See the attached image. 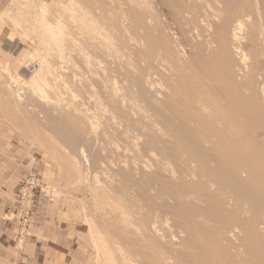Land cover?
I'll use <instances>...</instances> for the list:
<instances>
[{"label":"bare ground","instance_id":"bare-ground-1","mask_svg":"<svg viewBox=\"0 0 264 264\" xmlns=\"http://www.w3.org/2000/svg\"><path fill=\"white\" fill-rule=\"evenodd\" d=\"M165 1L182 7L177 18L183 24L184 48L152 29L136 0L128 2L127 25L123 14L107 8L100 12L91 2L102 15L96 17L91 6L77 0L67 2L55 23L49 21L44 4L38 5L40 16L34 24L22 18L29 28L14 17L22 36L36 40L31 56L39 70L25 86L9 67L3 70L5 85L15 95L8 104L20 106L26 89L41 108L52 109L42 113L51 125L43 136L60 138L77 149V138L91 131L81 129L87 111L79 104H64L59 90L54 98L50 92L65 86L87 91L102 74L97 83L106 92L102 100L110 110L107 123L116 132L111 147L107 144L116 156L110 163L107 157V185L94 184L93 178L88 185L80 147L81 162L59 157L70 183L89 188L98 210H103L100 226L105 234L93 221L88 224L94 264H136L138 258V264H264V0ZM8 16L7 11L0 14V22ZM50 54L61 65L56 73L48 62ZM71 57L82 61L88 78L68 76L72 69L66 75L63 65L71 67ZM107 57L113 69L101 66ZM157 86L165 89L163 99ZM69 126L72 130H65ZM52 151L51 158L57 160L56 148ZM101 152L92 166L102 168ZM117 234L132 239L131 246L117 243Z\"/></svg>","mask_w":264,"mask_h":264},{"label":"rangeland","instance_id":"rangeland-1","mask_svg":"<svg viewBox=\"0 0 264 264\" xmlns=\"http://www.w3.org/2000/svg\"><path fill=\"white\" fill-rule=\"evenodd\" d=\"M68 1L69 0H1L2 6L0 7V14L7 11L9 16L7 17L6 20H4V21L1 20V22H0V126H1L2 131L4 133H6L8 135L15 136L16 138L19 139V141H18L19 143H21V141H22V143L28 148L29 159L31 162L30 173L27 177H25L24 180H22L18 184V187L15 190V194H14L13 207L4 214L3 218L12 224L13 230H14L13 239H12L13 244H14V248H15L14 250L20 251L24 248L26 241L33 235L34 231L39 230V229H44L50 225L49 215H51L50 214L51 212H56L57 213V241L61 239L68 244V247H69L70 252H71V263L72 264H94L95 262H93V261L96 260V251L93 249L92 244L89 241L90 237H89V229H88L89 226H88V224H90L91 221H93L95 226L99 227L98 228L99 231H101L103 233L106 232V230L103 229L104 226L103 227L100 226V224L104 225L103 224L104 223V221H103L104 216H100L103 213V210L102 209L98 210L97 207H99V205H97V203L93 201V198L91 197V191L89 188L85 189V191H84V188L80 189V187H78V189H77V186L73 185L72 181L70 183V180H71L70 176L71 175H70V173H68V171L64 170L65 167L63 165H61L62 163H61L60 159L61 160L63 159L64 161H66L69 157L72 156V157L77 158L78 161L81 162L77 153H78V150L80 148L83 149L85 156H84V158H81L82 162L80 164H81L82 172L86 171L84 174L86 175L87 181L89 182V183L87 182L88 185H90L92 183L91 181L93 179H94L93 180L94 184L99 183L100 185H103V186L107 185V182H106L107 177H105V176H108L106 174L107 172L105 169L106 163L109 164L112 161H116V160H113L114 158L116 159V156L114 154H112V151L110 149L108 150V148H109L108 146L110 145V147H111L110 141H114L116 138V137L113 138L112 134H113V132L116 134V132L112 131L114 128H113L111 122L109 124L112 126V129H110L111 127L107 123V122H109L107 120L110 117V115L107 116L109 114V112H106V109H107V107H106L107 105L105 103L106 101L104 102V100H102V99H105L104 94L106 92L104 93V91H103L104 88L101 86L100 83H97L99 78L101 80L102 74L100 73V75L97 77V82L94 81V83H93L94 85L92 84L93 90L90 88L87 91L86 90L83 91L82 89H84V88L81 87V89H80V86L72 88L73 90L71 88H69V86H65L62 88L63 89L62 90L61 88L56 86L57 87V88H55L56 90L53 88L50 92V97H51V93H52L53 94L52 98H54L56 93H57L56 95L58 97L57 91L59 90L60 96L58 97V99L61 97L60 99H62L63 101L65 100L67 104L69 103L68 105L70 107H71V104H73L72 106H74V105L76 106L77 104H79L77 106H79L82 109L84 108L83 110L85 112L87 111L85 113V115H83L86 118L82 117L80 119L81 125H82V128H81V125H80V128L82 129L83 132H88L89 130H91V131L88 132L89 135L83 136V138L78 137L77 138V140H78L77 149H73V148L69 147L67 145V143L60 138L56 139V137L54 136V138L56 140H53V138H51L50 136L47 138L43 136L44 128L46 131H48L51 129V125L49 124V122L45 118H44L45 120L43 119V117L45 115H43L42 113L43 112H49L50 113L52 111V109L50 108V106H49L50 109L47 108V106L45 109L41 108L40 104L36 101L35 98H32L28 94V91H26V89H25V91L23 89L21 92V93H23L22 94L23 98L21 99L22 101L20 102V106L22 108H20L19 104H17L18 105L17 107L15 105L13 106L12 104L11 105L8 104V102H12L11 100L14 98L15 95L12 94L13 93L12 90L10 91L9 89H7L5 82H8V80L6 79V77H4L5 75L3 73V70L6 69L7 67H9L10 72L16 77L17 81L22 86H25L24 81L30 79L39 70L38 60H36L33 56H31V54H33L35 51L34 49L35 48L37 49V47H36L37 45H33V44H36L35 43L36 40H35L34 36L31 37V39H34L32 41L29 38H24L22 36L23 31H21V29L19 27H15L13 25L12 19L14 17H17V19L20 17L18 19L21 22L20 26L22 28L23 27L29 28L30 25L34 24V22L36 20L35 18L38 15L40 16V11H39L40 6H42L41 4H44L45 7L47 8L46 14H47L49 21H52L53 23H55L54 20L57 19L58 13L63 9V7L66 6ZM77 1L84 2L85 5L91 6L93 8V10H91V11H94V8L95 7L97 8L99 6V9L101 8L102 10H106V8H107V10H106L107 12H108V10L109 11L111 10V11L119 13L120 15L123 14L124 19H125V24L127 25L128 23H130L129 19L131 20V17H128V14H129L128 13V8H129L128 2L130 0H118V1L117 0H111V2H110V0H97V2H96V0H91V1L90 0H77ZM87 1H89V2H87ZM100 1L103 2V4L100 3L98 5L97 3H99ZM185 1L187 3L190 2V0H184V2ZM91 2H93L96 5H94L93 3L91 4ZM136 2L139 4V6L142 7V12H143L144 16L146 15L145 20L147 21V23H149L148 25L152 29L158 28L159 29L158 31H160V33L162 35H165L171 41L176 40L177 46L180 45V48H184V45H183L184 37L182 34V30H181L183 24L177 18V14L179 12L182 13V9H181L182 7H180V5L176 4V7H175L174 3H172V5H171L172 7H171L170 5L169 6L167 5L168 1H165V0H136ZM84 3H82V4H84ZM87 3H89V4H87ZM38 5H40V6L38 7ZM58 5L62 8L58 7ZM93 5L95 7H93ZM22 7L25 9L23 10ZM91 7H89V8L91 9ZM17 8L19 10L20 9L21 10L19 11ZM14 9H16V10L14 11ZM90 9H89V11H90ZM101 9H100V12L102 11ZM17 10H18V12H17ZM11 11H13L14 13H11ZM22 11H24V12H22ZM19 12L24 13V14H22L23 15L22 17H21V13L18 14ZM92 13H96L95 16L100 14L98 11L96 12V9ZM124 13H127V14H124ZM24 15L29 17V19L26 18V21L30 20L29 21L30 25H29V22H26V24H25V21H23V20H25L23 18ZM101 16L102 15L100 14V17ZM197 16L200 17L201 15L199 14ZM96 17H99V16H96ZM105 17H106V15L104 16V18ZM22 18H23V20H22ZM22 22H23L24 26L21 25ZM25 25H28L29 27H27ZM153 32H154V34H156V32L154 30H153ZM34 46H35V48H34ZM184 52H185V49H184ZM95 54H93V56L97 57V55H95ZM47 58H48V62L54 68V71L56 73L57 67L61 66L58 63L57 57L54 54H50L47 56ZM104 58L101 59L102 62H104L103 64L101 63V66L103 67V65L106 64V66L104 65V67H108L109 69H111V67L113 66L112 67V69H113L115 66L113 64L109 63V60H108L109 58L108 57L106 59H104ZM106 60H108V61H106ZM69 61L73 62V64ZM68 62H69L68 63L69 66H71V67L67 68V65H65V64L63 65V66H65L64 71L68 70L66 72V75H68L67 73H69L73 70L71 72L72 75H71V73H69L68 76L72 77L73 75L78 76V75L85 74L84 78L89 77L86 74V71L84 70V67L81 64L82 61L80 62V60H77L76 58L71 57V59L68 60ZM74 63H75V65H74ZM30 64H32L34 66V70H32V68L30 67ZM57 64H58V66H57ZM72 66H75V68ZM77 68L79 69L78 71H77ZM105 69H107V68H105ZM115 69H117V68H115ZM74 70H76V71H74ZM109 71H110L111 75H114L112 73L113 70L112 71L109 70ZM113 78H115V77H113ZM114 80L116 81V78ZM155 82H156V84L159 83L158 81H155ZM162 85H164V83L160 84V86H162ZM160 86H157L156 90L157 91H159V89L161 90V94H162L161 99H163L166 92H163L162 90H165V89H164V87L161 88ZM6 89H7V91H6ZM69 89H70V91H69ZM101 89L103 92L101 91ZM89 90H91L93 92H91V91L89 92ZM71 92L78 98H76ZM87 92L90 94L88 95ZM94 92H96V93H94ZM85 93H87V97H86ZM81 94L83 95L84 98L83 97L79 98L80 96H82ZM11 95L13 96V98ZM69 95H72L73 98ZM88 96L92 97V99L89 98ZM7 97H9V100L7 99ZM95 97L96 98L99 97V98L96 99ZM69 98H72V99H69ZM97 100H98V102H96ZM65 101H64V104H65ZM99 101H101V102H99ZM70 102H71V104H70ZM100 103H102L103 105ZM93 104H95V105L93 106ZM81 105H83V106H81ZM102 106H104L105 108ZM13 107L14 108L16 107L15 108L16 110ZM24 108H26V109H24ZM100 108H102V109L100 110ZM34 110H35V112H34ZM107 110H109V108ZM19 111H21V113ZM93 111H95V112H93ZM54 114L51 117L53 119H56L57 115H56V113H54ZM99 114H101V115H99ZM38 116H40V117H38ZM104 116H106V117L104 118ZM90 117H91V119L93 118V120H90ZM83 120H84V122H83ZM87 120H90L89 121L90 125H89ZM104 122H105V124H104ZM95 124H96V126H94ZM97 124H98V126H97ZM103 126L104 127L108 126V127L107 128L105 127V129H104ZM65 130H72V129L69 126V128L66 127ZM100 131L102 134L100 133ZM110 131H112V132H110ZM105 132H106V134H105ZM109 133L111 134V136ZM108 136H110V138ZM47 139L50 142L51 141L55 142V145H57V147L54 146L53 142L49 143ZM108 143H109V145L107 146ZM52 144L54 147L52 146V148H50ZM58 146H60L59 148H61V147L62 148L58 149ZM99 147H100V149H99ZM102 147H103V149H102ZM53 148L54 149L56 148L57 156L59 155L57 157L58 158L57 160H55V158L52 159L54 156L53 151H52ZM104 148H105V150L107 148V150L109 152L105 151ZM101 149L104 151H102ZM60 150H62V151L60 152ZM58 151H59V153H58ZM100 152L103 155L102 156V160H103L102 168L98 167V165H96L97 167L92 166V164H91V163H93L94 160H97L98 158H100V157H98V156H100ZM61 153H63V154H61ZM107 153H109V154L106 155ZM60 156H63L65 159L63 157H61L59 159ZM107 157L110 161L107 160ZM105 159L107 162L105 161ZM58 160L60 162H58ZM89 160H91V161H89ZM108 161H109V163H108ZM92 174L94 176H92ZM93 183L90 186H92ZM104 184H106V185H104ZM23 190L31 192V195L26 194L25 197L24 196L22 197L21 193L23 192ZM28 199H29V202H32L31 203L32 207H31V211H30V217H29L28 224H27L26 228L24 230H22L21 227L18 226V224H17V213H18V207H19L17 202H23V200L27 201ZM99 211L101 213H99ZM101 217H103V219ZM164 219H167V217H164ZM101 222H103V223H101ZM168 223L171 225V221L168 220ZM167 228H168V226H167ZM170 230L174 231L173 228H170ZM116 236L117 237H116L115 241L117 243L125 245V247L127 245H129V247L131 246V243L133 242L132 239L127 238V240H124L119 234H117ZM174 239H175V242L179 241L177 238H174ZM88 242H90V243H88ZM93 257H94V259H93ZM133 258L137 259V257H133ZM139 260H140L139 258L137 260H135L136 264H138Z\"/></svg>","mask_w":264,"mask_h":264},{"label":"crops","instance_id":"crops-1","mask_svg":"<svg viewBox=\"0 0 264 264\" xmlns=\"http://www.w3.org/2000/svg\"><path fill=\"white\" fill-rule=\"evenodd\" d=\"M18 141L0 126V264H72L68 244L57 241L56 212L50 213L48 227L34 231L22 250H14L13 226L3 217L13 207L15 190L31 167L28 148Z\"/></svg>","mask_w":264,"mask_h":264},{"label":"built area","instance_id":"built-area-1","mask_svg":"<svg viewBox=\"0 0 264 264\" xmlns=\"http://www.w3.org/2000/svg\"><path fill=\"white\" fill-rule=\"evenodd\" d=\"M30 67L32 70H34V66L30 64ZM26 194L31 195V192H28L26 190H23L21 193V196L25 197ZM32 202H29V199L27 201L23 200V202H17L18 204V213H17V224L21 227L22 230H24L28 224L29 217H30V211L32 207Z\"/></svg>","mask_w":264,"mask_h":264}]
</instances>
